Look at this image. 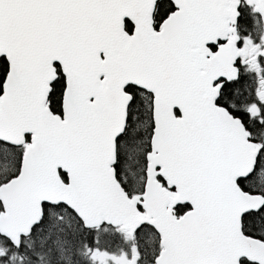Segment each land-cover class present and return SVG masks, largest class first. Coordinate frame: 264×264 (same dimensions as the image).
Masks as SVG:
<instances>
[{"label":"snow or ice","instance_id":"snow-or-ice-1","mask_svg":"<svg viewBox=\"0 0 264 264\" xmlns=\"http://www.w3.org/2000/svg\"><path fill=\"white\" fill-rule=\"evenodd\" d=\"M0 264H264V0H0Z\"/></svg>","mask_w":264,"mask_h":264}]
</instances>
